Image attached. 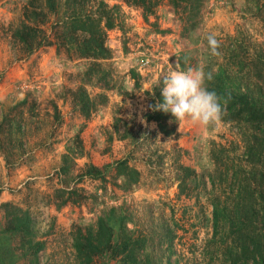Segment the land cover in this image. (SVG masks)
<instances>
[{
	"label": "rangeland",
	"instance_id": "1",
	"mask_svg": "<svg viewBox=\"0 0 264 264\" xmlns=\"http://www.w3.org/2000/svg\"><path fill=\"white\" fill-rule=\"evenodd\" d=\"M106 1L121 14L106 85L52 47L23 53L8 35L23 0L0 1V264H228V226H212L211 198L238 195L241 226L252 220L239 199L264 188V120L223 110L205 127L165 113L164 134L147 115L171 67L202 69L207 88V74L234 71L261 98L264 0H206L184 27L187 5L165 0L152 14ZM84 93L97 102L88 114ZM122 157L135 173L115 171ZM183 166L195 173L184 181ZM131 234L142 241L123 250Z\"/></svg>",
	"mask_w": 264,
	"mask_h": 264
},
{
	"label": "trees",
	"instance_id": "2",
	"mask_svg": "<svg viewBox=\"0 0 264 264\" xmlns=\"http://www.w3.org/2000/svg\"><path fill=\"white\" fill-rule=\"evenodd\" d=\"M124 1L140 7L146 13L153 14L165 0ZM166 1L179 7L188 6L187 10L180 15L183 27L191 24L206 5V0ZM120 15L119 10L114 5H109L106 0H23L20 5L18 26L9 29L8 35L25 54L42 47H52L55 53L62 54L69 60L77 63L86 61L85 76L92 78L96 75L97 80L106 85L110 80L109 69L105 67L108 65L105 61L110 58V49L106 40L108 31L115 25H120ZM235 77L237 74H234V71L224 73L220 77L214 73L211 79L216 82L211 83L208 89L215 91L221 97L223 110L234 115L246 113L248 119L263 121L264 94L261 98H256L248 88V83L245 85L240 81V77ZM257 88L261 89V86L257 85ZM78 102L80 103L79 109L84 114L94 109L97 103L87 93L79 96ZM154 108L155 105L147 118L156 121L161 132L169 134L171 130L167 128L165 112L153 110ZM113 167L117 173L126 176H129L131 172L135 173V169L129 165L125 157L118 158ZM181 169L183 181L188 175H195L194 170H190L187 166ZM84 173L89 175L90 172L85 171ZM260 176L262 177V173ZM181 184L182 182L179 187ZM244 185L239 186L244 187ZM259 192L255 196L250 195L239 199L248 203L249 215L252 217V220H246L247 223L244 224L246 226H241L245 223V218L238 212L235 201L238 195L211 198L212 226L215 229L220 227V217L228 226L227 230L221 234L230 241L229 245L224 247L228 264H239V261L243 260L246 264H264V188ZM229 198H231V203L228 202ZM141 241V234L137 236L131 234L125 237L121 248L125 250L128 246ZM108 249L112 253L117 252L111 244Z\"/></svg>",
	"mask_w": 264,
	"mask_h": 264
},
{
	"label": "clouds",
	"instance_id": "3",
	"mask_svg": "<svg viewBox=\"0 0 264 264\" xmlns=\"http://www.w3.org/2000/svg\"><path fill=\"white\" fill-rule=\"evenodd\" d=\"M208 47L213 56L219 55L220 42L214 35L207 36ZM205 73L200 68L188 67L175 70L171 67L162 79L163 102L153 110H160L178 121H188L200 126H209L222 116L221 97L205 86ZM211 79V73L207 74Z\"/></svg>",
	"mask_w": 264,
	"mask_h": 264
}]
</instances>
